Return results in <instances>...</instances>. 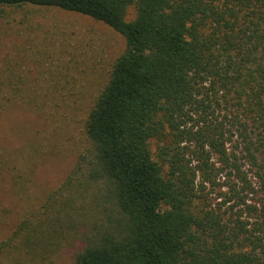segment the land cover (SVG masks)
Segmentation results:
<instances>
[{"label": "trees", "instance_id": "16d2710c", "mask_svg": "<svg viewBox=\"0 0 264 264\" xmlns=\"http://www.w3.org/2000/svg\"><path fill=\"white\" fill-rule=\"evenodd\" d=\"M52 8L107 25L124 48L74 134L73 168L18 221L20 250L48 260L73 243L72 264H264V0H0V17ZM2 68L0 111L67 125L79 109L67 73L50 69L40 86ZM58 144L9 165L24 202Z\"/></svg>", "mask_w": 264, "mask_h": 264}, {"label": "rangeland", "instance_id": "374dc122", "mask_svg": "<svg viewBox=\"0 0 264 264\" xmlns=\"http://www.w3.org/2000/svg\"><path fill=\"white\" fill-rule=\"evenodd\" d=\"M134 15L133 7L128 9V18ZM124 48L123 37L90 17L60 9H40L37 12L26 9L8 10L0 17V70L12 62L17 75L29 81V85L46 86L45 74L57 69L65 82L74 89L78 110L65 118L67 125L58 122L47 124L43 118L26 107L17 104L0 111V264H72L76 244L69 243L51 259L32 260L13 237L17 223L28 208L37 203L50 190L57 187L73 168L76 160L74 134L81 129V119L92 104L98 90L106 82L111 64ZM77 94V95H76ZM72 100L65 105L71 106ZM62 124V125H61ZM60 127L65 130L61 131ZM61 142L58 150L44 155L36 164L30 179L28 198L24 202L14 190L13 176L9 165L25 167L32 147ZM157 143L151 148L156 151ZM30 146V147H29ZM28 147V149H24ZM46 151L50 149L46 148ZM222 181V180H221ZM209 188L206 189V191ZM217 196V191L210 194ZM220 199L216 198L213 203ZM42 260V261H41Z\"/></svg>", "mask_w": 264, "mask_h": 264}]
</instances>
